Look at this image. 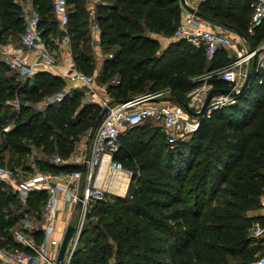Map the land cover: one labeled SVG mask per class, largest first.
I'll list each match as a JSON object with an SVG mask.
<instances>
[{
	"label": "trees",
	"instance_id": "trees-1",
	"mask_svg": "<svg viewBox=\"0 0 264 264\" xmlns=\"http://www.w3.org/2000/svg\"><path fill=\"white\" fill-rule=\"evenodd\" d=\"M254 1L204 0L199 11L256 46L264 39V27L255 37L249 36ZM33 3L41 13L45 35L56 33L52 0ZM68 3L74 60L82 73L91 75L97 59L90 42L88 0ZM98 8L102 45L113 54L100 81L108 84L116 101L163 89L184 95L200 83L201 78L195 77L229 62L225 51L210 62L203 50L173 37L185 19L180 0H102ZM23 29L19 1L0 0L4 40ZM114 78L118 83L110 85ZM64 85L46 74L21 85L17 75L0 63V164L27 172L37 151L41 158L35 161L41 170H68L44 157L68 158L82 134L97 125L102 109L98 104L82 105L78 91L43 112L35 109ZM214 86L229 88L230 83L214 79ZM15 99L20 109L10 115L7 104ZM236 99L235 104L215 110L188 140L173 147L165 135V145L156 136H128L145 123L121 137L115 158L123 164L137 158L143 175L132 199L95 204L91 212L97 222L92 223L94 229H84L72 264H249L264 255V237L255 238L250 232L255 221L264 223L262 215H250L263 207L264 79L249 84ZM11 123L12 128L4 131ZM45 198L44 192L33 193L24 206L13 189L0 182L1 245L20 247L12 229L28 215L39 217ZM94 230L98 234L90 236Z\"/></svg>",
	"mask_w": 264,
	"mask_h": 264
},
{
	"label": "built area",
	"instance_id": "built-area-1",
	"mask_svg": "<svg viewBox=\"0 0 264 264\" xmlns=\"http://www.w3.org/2000/svg\"><path fill=\"white\" fill-rule=\"evenodd\" d=\"M18 1L22 7L24 29L18 35L17 43H11L8 39L5 41L0 30V63L17 75L21 85L32 83L39 74L58 77L65 84L61 90L48 94L34 105L35 109L43 112L50 106L61 104L78 91L82 95V105L98 104L102 112L104 109L107 111L99 124L82 134L68 158L57 154L44 157L54 166L67 171L41 170L35 161L41 158L37 151L33 152L24 177H20L21 173L8 165L0 164V182L11 187L24 206L33 193H46L40 216L35 220L25 218L12 229L13 239L20 247L10 248L0 244V264H72L93 206L104 201L108 193L128 199L134 196L124 164L115 158L121 148V137L129 130L152 121L162 128L172 147L190 138L215 110L236 103V96L215 93L207 111L201 116L189 112H200L210 91L219 89L214 86V79L230 83L226 89L239 92L249 75L252 84L259 71L264 69V39L253 46L248 37L237 32L240 42L235 45L232 29L187 12L173 37L187 42L196 50H203L210 62L221 51L232 50L230 62L222 68L206 72L200 83L187 93L186 101L170 104L159 101L158 94L148 92L120 102L113 99L108 84L100 81L105 63L113 57L102 45L98 8L102 0H88L90 42L97 59V68L91 75L82 73L74 60L70 34L71 5L68 0H52L58 29L47 36L41 28V13L33 0ZM202 1L187 0L197 10ZM251 7L253 12L248 34L255 37L264 27V0H255ZM262 82L263 79L258 83ZM117 83L118 78L109 82L110 85ZM16 108L20 109L19 101ZM12 126L13 123L4 131H9ZM262 204L261 215L264 218V188ZM59 222L62 223L60 227ZM70 226L75 228V232L63 259L59 260L61 246ZM254 226L251 235L264 237V223L258 222ZM249 264H264V255Z\"/></svg>",
	"mask_w": 264,
	"mask_h": 264
},
{
	"label": "rangeland",
	"instance_id": "rangeland-1",
	"mask_svg": "<svg viewBox=\"0 0 264 264\" xmlns=\"http://www.w3.org/2000/svg\"><path fill=\"white\" fill-rule=\"evenodd\" d=\"M252 16V15H251ZM216 23H219L217 21H214ZM232 33H235L234 34V41H235V45H238L237 43L240 42V39L236 36V31L234 29L231 30ZM21 33V32H20ZM19 33V34H20ZM18 34V35H19ZM250 40V38H248ZM252 40V39H251ZM206 75V72L199 76V77H195V79H199V78H202L203 76ZM264 69L263 70H260L259 73H258V76L256 78L253 79L252 83L253 82H259V80L261 79H264ZM149 93H156L158 94V100L159 101H164V102H167V103H170V104H177L178 102H181V101H186L188 98H187V93L184 94V95H180L178 93H172L171 91H169L168 89H163V90H159V91H155V92H149ZM18 100L15 99L13 102H10L7 104V111H9V114L11 115V112L13 113L14 110L15 111H18V109L16 108V104H17ZM82 107V106H81ZM79 109V108H78ZM77 109V110H78ZM41 112V111H40ZM92 114H96L95 112L92 113ZM143 127H141L140 129H136V130H131V132H129L128 136H137V137H140V138H148V136H156L157 140H161V142H163V144L165 145V138L162 137L164 135L163 131H162V128L152 122V121H149V122H146L144 125H142ZM189 138H187L186 140H188ZM155 140V141H157ZM39 153V152H38ZM40 154V153H39ZM30 163V162H29ZM28 163V164H29ZM39 167V166H38ZM40 168V167H39ZM124 168H125V171L126 173L128 174L129 176V179H130V187L133 188L132 191H135L134 190V186L136 183H138L143 175V172L141 170V167L139 166V163H138V159L137 158H133V159H127L124 161ZM17 171L19 173H21V176L20 177H24L26 175V171H22L21 167H18L17 168ZM23 173V174H22ZM129 187V188H130ZM121 199V200H130L128 199V197H118V196H113L112 194L108 193L106 194V197H105V200L103 201L104 204H107V203H115V199ZM133 198V197H132ZM131 198V199H132ZM43 206V204H42ZM42 206H41V209H42ZM95 206V205H94ZM93 206V208H94ZM93 208L91 209V211L93 210ZM41 211V210H40ZM262 214V209L260 210H256V211H252L250 213L251 216H257V215H261ZM37 215H34V216H31V215H28L26 219H32V220H35L38 218V216L36 217ZM95 216L92 214V212H90L87 216V219H88V222L85 226L86 227H90L92 229L93 228V222L96 223L97 219H94ZM258 221H255L254 224H253V227L255 228V224H257ZM58 226H62V223L59 222L58 223ZM253 227L252 229L250 230L251 234L253 233ZM84 228V229H85ZM98 234V231H95L93 232V235H90V236H96ZM86 237V236H85ZM84 237V238H85ZM84 242L82 243V246H83ZM263 252L262 254H264V250L263 248L261 249Z\"/></svg>",
	"mask_w": 264,
	"mask_h": 264
},
{
	"label": "water",
	"instance_id": "water-1",
	"mask_svg": "<svg viewBox=\"0 0 264 264\" xmlns=\"http://www.w3.org/2000/svg\"><path fill=\"white\" fill-rule=\"evenodd\" d=\"M180 3H181V5H182V7H183L187 12L192 13V14H195V15H197V16H199V17H203V18H204L203 14H202L199 10H197V9L193 8L192 6H190V5L188 4L187 0H180ZM249 84H250V75L248 76L246 82L243 84V86L241 87V89H240L239 92H235V91H233V90L226 89V88H222V89H221V88H219V89H213V90H211L210 93L208 94V96H207V98H206V100H205V103H204V105H203V107H202V109H201L200 112H192V111H190V110H189V112H190L192 115H194V116H197V117H198V116H201L203 113H205V112L207 111L208 104H209V102L211 101V99H212V97H213V95H214L215 93H224V94H231V95H233V96H237V95L241 94V93L246 89V87H247ZM126 101H127V100H120V102H126ZM106 111H107V109H104V110H103V112L101 113V115H100V117H99V119H98L97 124H99V122H100L101 119L103 118V116H104V114L106 113ZM74 232H75V228H74L73 226H70V227L67 229V232H66V234H65V237H64V240H63V243H62V246H61V251H60L59 260H62V259H63L64 254H65V252H66V250H67V247H68V243H69L71 237L73 236Z\"/></svg>",
	"mask_w": 264,
	"mask_h": 264
},
{
	"label": "crops",
	"instance_id": "crops-1",
	"mask_svg": "<svg viewBox=\"0 0 264 264\" xmlns=\"http://www.w3.org/2000/svg\"><path fill=\"white\" fill-rule=\"evenodd\" d=\"M185 16L187 15V11L185 10V14H184ZM17 39H18V35L17 36H13L12 38H8V40H9V42H11V43H17ZM226 52V58L229 60V62H230V60H231V56L230 55H232V53H233V51L232 50H227V51H225ZM228 62V63H229ZM227 63V64H228Z\"/></svg>",
	"mask_w": 264,
	"mask_h": 264
}]
</instances>
